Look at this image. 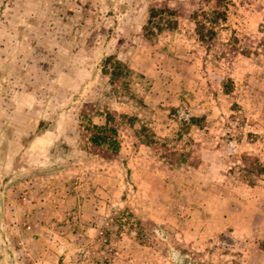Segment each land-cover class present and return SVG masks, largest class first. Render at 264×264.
Masks as SVG:
<instances>
[{"label": "rangeland", "instance_id": "1", "mask_svg": "<svg viewBox=\"0 0 264 264\" xmlns=\"http://www.w3.org/2000/svg\"><path fill=\"white\" fill-rule=\"evenodd\" d=\"M0 264H264V0H0Z\"/></svg>", "mask_w": 264, "mask_h": 264}, {"label": "trees", "instance_id": "2", "mask_svg": "<svg viewBox=\"0 0 264 264\" xmlns=\"http://www.w3.org/2000/svg\"><path fill=\"white\" fill-rule=\"evenodd\" d=\"M109 128L107 126L99 127L94 126L93 127V140L96 141V145L98 147H101L103 145L109 144L110 137L108 136Z\"/></svg>", "mask_w": 264, "mask_h": 264}, {"label": "crops", "instance_id": "3", "mask_svg": "<svg viewBox=\"0 0 264 264\" xmlns=\"http://www.w3.org/2000/svg\"><path fill=\"white\" fill-rule=\"evenodd\" d=\"M23 97H24V101H28V102H32L34 99L33 95H30V93H26V95H24Z\"/></svg>", "mask_w": 264, "mask_h": 264}]
</instances>
